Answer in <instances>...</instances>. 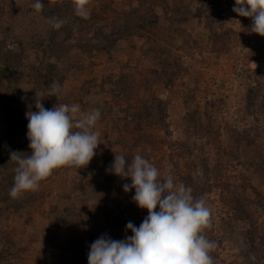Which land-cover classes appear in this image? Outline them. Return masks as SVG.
Returning a JSON list of instances; mask_svg holds the SVG:
<instances>
[{
	"label": "rangeland",
	"instance_id": "rangeland-1",
	"mask_svg": "<svg viewBox=\"0 0 264 264\" xmlns=\"http://www.w3.org/2000/svg\"><path fill=\"white\" fill-rule=\"evenodd\" d=\"M42 2L0 0V264H88L102 235L131 236L148 211L106 169L137 153L206 199L214 264H264V37L252 20L235 0H87V18L76 0ZM36 92L46 109H99L100 144L86 167L13 199L9 153H31Z\"/></svg>",
	"mask_w": 264,
	"mask_h": 264
},
{
	"label": "clouds",
	"instance_id": "clouds-1",
	"mask_svg": "<svg viewBox=\"0 0 264 264\" xmlns=\"http://www.w3.org/2000/svg\"><path fill=\"white\" fill-rule=\"evenodd\" d=\"M86 5L87 0H76L75 14L87 18ZM44 6L42 0L33 4L36 11ZM232 11L250 18L251 32L264 37V0H235ZM62 24L59 19L53 20L56 29ZM61 92L59 82L48 86L50 96L58 97ZM41 101L36 92L37 111L26 112L31 153H9L10 162L17 163L9 190L13 199L37 190L54 169L86 167L100 144V133L95 130L101 117L99 109L81 112L78 104L61 103L46 109ZM106 172L130 178L131 184H123V190L128 193L134 189L132 201L140 209H147L148 215L139 227L131 221L127 223L132 235L124 240H113L107 235L96 239L90 245L88 264H214L211 253L217 243L204 234L211 227L212 209L204 197L195 198L191 187L174 183L170 174L161 178L157 167L138 153L131 160L115 154Z\"/></svg>",
	"mask_w": 264,
	"mask_h": 264
},
{
	"label": "trees",
	"instance_id": "trees-1",
	"mask_svg": "<svg viewBox=\"0 0 264 264\" xmlns=\"http://www.w3.org/2000/svg\"><path fill=\"white\" fill-rule=\"evenodd\" d=\"M2 159V158H1ZM4 161V158L2 159Z\"/></svg>",
	"mask_w": 264,
	"mask_h": 264
}]
</instances>
